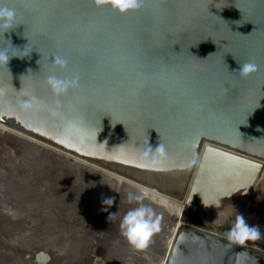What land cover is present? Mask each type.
<instances>
[{
  "label": "water",
  "instance_id": "95a60500",
  "mask_svg": "<svg viewBox=\"0 0 264 264\" xmlns=\"http://www.w3.org/2000/svg\"><path fill=\"white\" fill-rule=\"evenodd\" d=\"M0 8L16 15L0 30L9 57L1 126L202 213L214 199L254 194L264 170V0H142L126 15L94 0ZM249 61L258 71L241 78L238 64ZM53 74L79 86L57 97ZM226 243L183 224L165 264H264V251Z\"/></svg>",
  "mask_w": 264,
  "mask_h": 264
},
{
  "label": "rangeland",
  "instance_id": "374dc122",
  "mask_svg": "<svg viewBox=\"0 0 264 264\" xmlns=\"http://www.w3.org/2000/svg\"><path fill=\"white\" fill-rule=\"evenodd\" d=\"M6 147V151L10 148L19 152L17 143ZM40 157L35 158L41 161V164L43 162L42 167L33 166L32 169H28L27 165H24L31 172L30 174L24 170L22 175L26 177L20 179L23 182L19 187L25 188V198H22V192L19 190L13 192V186L10 190L11 194L8 189L7 192L4 190L2 193L5 197L3 200L11 197L8 204L13 206L15 212L12 213L13 216L7 215L6 218L4 216L0 218V221H4V229L0 227V233H5L3 238L5 240L3 246H5L0 249V264H35L36 255L40 252L49 253L51 261L48 264H165L164 260L175 238L177 227L188 224L226 238V233L234 223L236 214L242 213L245 197L248 201L256 198V193L249 196L248 192L242 189V194L245 195L244 200L235 203L238 199L234 197L232 201L226 202L224 208L226 213H223L224 215L216 221L211 218L200 220L199 216H195L188 222H184L182 218L178 220L176 218V215L181 213L180 209L170 211L159 203L149 200L144 194L109 185L83 174L70 165L59 163L52 168L53 173L49 174L51 167H47L49 164L44 162L46 158L41 155ZM20 159L11 157V154L5 157V160L0 156V160L8 166V168L3 167L5 171L3 175L8 177L6 183L10 180L16 181L13 173L23 167ZM14 160L17 161L11 164L13 166L10 170V162ZM263 178L264 173L260 175L257 185L262 182ZM2 180L4 182L5 178L2 177ZM261 192V196L248 213V215L255 214L253 218V214L251 215L248 224L259 227L262 240L249 242L246 246L264 251V190ZM129 193L142 196L143 203L152 207L157 215L162 217L161 231L154 236L149 248L143 252L134 251L120 234V222L123 216L135 206V202L130 204L127 200ZM109 197H114V204L107 212L102 211L105 207L102 200ZM3 200H0V204ZM180 202L185 204V202ZM21 205L25 211L18 212ZM236 207L237 212H233ZM46 212L51 216L45 217ZM110 213L117 214L109 221ZM200 215H203L202 212ZM59 217L60 220H58ZM64 218L68 220L65 228L63 226L59 229V225H53L54 220H58L59 223ZM0 225L2 226V223ZM49 234L55 237L51 238ZM43 240L46 241V246L45 244L42 246ZM16 257H19V261L18 258L16 261Z\"/></svg>",
  "mask_w": 264,
  "mask_h": 264
},
{
  "label": "bare ground",
  "instance_id": "6f19581e",
  "mask_svg": "<svg viewBox=\"0 0 264 264\" xmlns=\"http://www.w3.org/2000/svg\"><path fill=\"white\" fill-rule=\"evenodd\" d=\"M0 143L2 144V146H1L2 148H0V156H2V159L5 160V157H7V156L9 157L10 154H11V157L13 156L14 158L23 159V160L20 159L21 165L23 167H21L20 169H17L13 173L15 175L16 181L15 180H10L8 183H6L8 177L3 175V172H5L3 170V167H5V168L7 167L8 168V166H5V162L0 160V193H1L0 200L1 199L3 200L5 198L4 195H2L4 190H6V192H7V189H8L9 190V194H11L10 190H12V186L14 188L13 192L14 191L18 192V190H19L20 192H22V198H25V196H26L25 188L23 189L21 186L19 187V185H21V182H23L20 179H24L26 177V175H22V172L24 170H27L24 165H27L28 169L29 168L32 169L33 166L42 167L43 162L41 164V161H39V160H37L35 158V157H40V155H41L42 157L46 158V160L44 162L45 163L47 162V164H49V165H47V167H51V169H50L51 171H49V174H50V172L53 173V171H52L53 169L52 168H54V166H56L59 163L63 164V165H65V164L66 165H70L74 169H77L80 172H82L83 174L88 175L90 177L97 178L99 181L105 182V183H107L109 185H113L115 187H119V188H121L123 190L126 189V190H131V191L139 193V194H144V196L146 198H149V200L159 203L162 207H164L166 209H169L170 211H173V210L175 211L177 208L180 209L181 213L178 214V215H176L177 213L175 214L177 220L182 218V220L184 222H188L189 219H191V218H193L195 216H199L200 212H202V210H201V208H199V206L196 207L193 204H190L187 200L182 201V202H185V204L181 203L180 201H178L176 199H173L171 197H168L166 195L158 193L157 191H154V190L149 189L147 187L141 186V185H139V184H137L135 182H132V181L126 179V178H123V177H121V176H119V175H117L115 173H112V172H110L108 170H105V169H103V168H101L99 166L90 164V163H88V162H86L84 160H81V159H78L76 157H73V156H71V155H69L67 153L59 151V150H57V149H55L53 147L47 146V145H45V144H43V143H41V142H39L37 140H33V139H31V138H29L27 136L22 135L19 132H16L14 130L8 129V128H6L4 126H1V125H0ZM16 143H17V147H19V150H18L19 152L18 153H17L16 150H15L16 151L15 152L14 150H11L10 148H9L8 151L5 150V149H7L6 146L10 147V146H12V144L16 145ZM36 155H39V156H36ZM16 161L15 160L11 161L10 165L12 163H16ZM12 166L13 165L10 166V170H11ZM27 171L30 172V170H27ZM263 173H264V170H263ZM30 174H31V172H30ZM2 177L5 178L4 182L2 180ZM48 184H50V183L48 182ZM64 185H66V184H64ZM257 186H258V188L254 189V193H256V198L254 200H252V201H248V199H246L245 195L242 194V190H240L241 193L237 192V193L233 194V196L231 195L232 197H228L227 199L226 198L225 199L224 198H217V199H214V200H212L210 202L205 203L204 207H208V210L202 213L204 218H211V219L216 221L218 218L221 217V215L222 216L224 215L223 213H226V209H224L225 206H226V202H228L230 200L232 201L233 198L236 197V199H238V201L235 200L236 201L235 203H237L240 200H244V197H245L241 214L244 216L246 222L249 223L251 215L253 213L251 215L249 214L250 216L248 215V213L250 212L253 204L257 201L259 196H261V194H262L261 191L264 190V178H263L262 182L259 183V185H257ZM10 199H11V197L9 196V199L7 198V199L3 200V202L1 201L2 203L0 204V218H2L3 216L6 218L7 215L8 216L9 215L13 216L12 213L15 212V210L12 208L13 206H11L10 203L8 204ZM217 202H219V207H216ZM22 205H23V203H22ZM22 205H21V207H22ZM21 207L18 209V212L21 211V210L25 211V209H23V207L22 208ZM243 208L244 209L246 208V209L244 210ZM180 210H178V211H180ZM244 211H245V213H244ZM233 212H237V207H236V209ZM46 213H44L46 215L45 217H50L51 216L50 213H48V212H46ZM232 215H235V214L232 213ZM254 216H255V214H253L252 218ZM40 217H42V216L40 215ZM59 219H60V217H59ZM255 222H256V220H255ZM3 229H4V227H2V230ZM36 230L39 231L38 229H36ZM4 234L0 233V249L2 248L3 244L5 243V240L3 239L5 237ZM78 236H80V235H78ZM17 258H18V261H19V257H16V261H17Z\"/></svg>",
  "mask_w": 264,
  "mask_h": 264
},
{
  "label": "clouds",
  "instance_id": "9594fccd",
  "mask_svg": "<svg viewBox=\"0 0 264 264\" xmlns=\"http://www.w3.org/2000/svg\"><path fill=\"white\" fill-rule=\"evenodd\" d=\"M94 4L98 8L110 6L113 11L126 15L137 11L142 0H94ZM15 19L14 10L0 8V30H5L4 33L12 29ZM8 60L9 57L6 52L0 51V64L8 63ZM67 63V60L60 56H56L53 60L54 66L60 70L66 69ZM238 65L239 69L236 74L241 78H248L258 71V65L252 61ZM78 80L79 78L75 76L72 79H62L53 74L47 77L46 84L52 93L59 97L65 95L70 89L77 88L79 86ZM30 106V102H25V107ZM127 200L130 204L135 202V206L131 207L123 216L120 222V234L134 251L143 252L149 248L154 236L161 231L162 217L157 215L152 207L143 203L142 196L129 193ZM102 203L105 206L102 211L107 212L114 204V197L103 199ZM216 207H219V202H217ZM116 214L110 213L109 221ZM226 239V247L240 246L245 248L249 242L261 241L262 234L258 226H250L242 214H236L234 223L226 233ZM244 255L247 253L245 252Z\"/></svg>",
  "mask_w": 264,
  "mask_h": 264
},
{
  "label": "flooded vegetation",
  "instance_id": "af4514ba",
  "mask_svg": "<svg viewBox=\"0 0 264 264\" xmlns=\"http://www.w3.org/2000/svg\"><path fill=\"white\" fill-rule=\"evenodd\" d=\"M58 220H60V219H58ZM58 220H54V222H53V225H59V229H61V228H63V226H64V228H65V224L67 223V219H65L64 218V220H61L59 223L57 222ZM61 223H62V225H61ZM45 229V228H44ZM48 236V235H47ZM49 236H51V238H53V237H55V236H53V234H49ZM40 239H42V238H40ZM43 244V245H42ZM42 244H40V246L42 245V246H44V244H45V246L47 245V243H46V241L45 240H43V243ZM63 251V250H62ZM46 253V252H45ZM47 254H49V253H47Z\"/></svg>",
  "mask_w": 264,
  "mask_h": 264
}]
</instances>
